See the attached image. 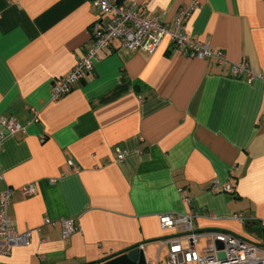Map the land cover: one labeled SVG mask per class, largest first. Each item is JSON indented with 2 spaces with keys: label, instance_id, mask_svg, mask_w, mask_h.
Listing matches in <instances>:
<instances>
[{
  "label": "crops",
  "instance_id": "1",
  "mask_svg": "<svg viewBox=\"0 0 264 264\" xmlns=\"http://www.w3.org/2000/svg\"><path fill=\"white\" fill-rule=\"evenodd\" d=\"M115 1L170 22L192 0ZM198 2L186 32L224 51L226 66L188 58L168 39L152 55L114 40L53 101L98 11L89 0H0V117L23 128L0 147V193L12 190L14 230L31 232L8 253L0 238V264H100L140 245L147 264H166L161 241L174 230L161 228L163 214L264 242V0ZM243 61L253 77L232 75ZM61 220L79 231L64 239Z\"/></svg>",
  "mask_w": 264,
  "mask_h": 264
},
{
  "label": "built area",
  "instance_id": "2",
  "mask_svg": "<svg viewBox=\"0 0 264 264\" xmlns=\"http://www.w3.org/2000/svg\"><path fill=\"white\" fill-rule=\"evenodd\" d=\"M98 11L99 19L90 28V43L86 53L78 60L72 70L57 79L51 89V100L56 101L66 96L74 86L84 80L94 69V64L101 58V52L107 49L112 41L119 40L121 47L130 52H143L152 55L163 40L168 39L182 54L198 60H212L216 64L226 66L229 61L224 51L213 48L186 32V23L197 10L198 0H192L183 6L170 22L160 20L156 15L148 14L146 5L136 1L125 5L115 0H89ZM230 71L236 78L244 74L253 77L246 62L231 64ZM264 123V116L262 117ZM23 128L13 118L0 117V147L7 136H14ZM124 154H119L118 161H123ZM214 187L217 183L213 182ZM34 185L20 189L24 194L34 191ZM224 190L231 191L229 185ZM12 190L0 193V238L4 241L3 253L13 247L28 246L30 231L17 232L7 219V208L10 204ZM184 201H187L184 199ZM234 220L244 221L241 214H234ZM50 223V220H47ZM62 237L68 238L79 231L73 220H61ZM163 230H174V235L161 241L169 247L166 264H264V242L250 241L227 232H197L194 228L192 213L181 215L163 214L159 217ZM264 227V223H262ZM207 238V244L201 255L198 251L200 239ZM221 242L223 247H217ZM142 249L143 247L140 246ZM223 257H220V255Z\"/></svg>",
  "mask_w": 264,
  "mask_h": 264
},
{
  "label": "water",
  "instance_id": "3",
  "mask_svg": "<svg viewBox=\"0 0 264 264\" xmlns=\"http://www.w3.org/2000/svg\"><path fill=\"white\" fill-rule=\"evenodd\" d=\"M217 247L222 248L223 244L221 242H217ZM141 246V245H140ZM140 246L129 248L128 250L116 254L113 257H108L97 261L96 263L100 264H147L145 255L141 250ZM220 257H223L221 254Z\"/></svg>",
  "mask_w": 264,
  "mask_h": 264
},
{
  "label": "trees",
  "instance_id": "4",
  "mask_svg": "<svg viewBox=\"0 0 264 264\" xmlns=\"http://www.w3.org/2000/svg\"><path fill=\"white\" fill-rule=\"evenodd\" d=\"M123 90V87H119L117 88L114 92H112L111 94H109L107 97H105L103 100L104 101H108L114 97H116L121 91Z\"/></svg>",
  "mask_w": 264,
  "mask_h": 264
},
{
  "label": "rangeland",
  "instance_id": "5",
  "mask_svg": "<svg viewBox=\"0 0 264 264\" xmlns=\"http://www.w3.org/2000/svg\"><path fill=\"white\" fill-rule=\"evenodd\" d=\"M206 244H207V239H205V238L200 239V241L198 243V251L201 255H203L202 251L206 247Z\"/></svg>",
  "mask_w": 264,
  "mask_h": 264
}]
</instances>
